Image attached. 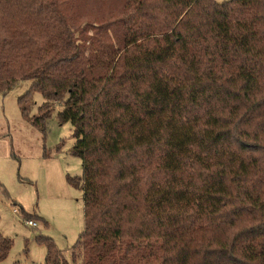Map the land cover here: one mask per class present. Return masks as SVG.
Masks as SVG:
<instances>
[{"label":"trees","instance_id":"trees-1","mask_svg":"<svg viewBox=\"0 0 264 264\" xmlns=\"http://www.w3.org/2000/svg\"><path fill=\"white\" fill-rule=\"evenodd\" d=\"M96 1L0 0V94L31 81L22 116L58 107L83 170V231L37 236L43 264H264V0Z\"/></svg>","mask_w":264,"mask_h":264},{"label":"rangeland","instance_id":"rangeland-1","mask_svg":"<svg viewBox=\"0 0 264 264\" xmlns=\"http://www.w3.org/2000/svg\"><path fill=\"white\" fill-rule=\"evenodd\" d=\"M118 8L115 0H97L76 11L86 21L105 20L109 13L116 15ZM30 85L31 81H22L0 94V237L10 241L0 264H43L45 248L36 243L37 236L51 238L65 251L83 231V192L70 183L83 173L81 160L72 152L73 128L59 124L58 107L44 132L34 128L31 121L43 103L41 94H32L27 118L18 106ZM26 215L42 220L30 227Z\"/></svg>","mask_w":264,"mask_h":264},{"label":"built area","instance_id":"built-area-1","mask_svg":"<svg viewBox=\"0 0 264 264\" xmlns=\"http://www.w3.org/2000/svg\"><path fill=\"white\" fill-rule=\"evenodd\" d=\"M26 224L30 227H36V225H37L36 222H33V221H28V222H26Z\"/></svg>","mask_w":264,"mask_h":264}]
</instances>
